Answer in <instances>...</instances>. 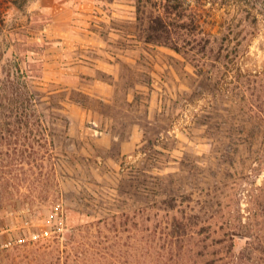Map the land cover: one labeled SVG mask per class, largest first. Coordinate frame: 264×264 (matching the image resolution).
Returning a JSON list of instances; mask_svg holds the SVG:
<instances>
[{
    "label": "rangeland",
    "instance_id": "374dc122",
    "mask_svg": "<svg viewBox=\"0 0 264 264\" xmlns=\"http://www.w3.org/2000/svg\"><path fill=\"white\" fill-rule=\"evenodd\" d=\"M161 17L179 51L143 40ZM8 80L53 144L0 132V264H264V0H0ZM137 175L147 197L120 186Z\"/></svg>",
    "mask_w": 264,
    "mask_h": 264
},
{
    "label": "trees",
    "instance_id": "16d2710c",
    "mask_svg": "<svg viewBox=\"0 0 264 264\" xmlns=\"http://www.w3.org/2000/svg\"><path fill=\"white\" fill-rule=\"evenodd\" d=\"M179 1V0H176ZM179 5L181 3L178 2ZM177 5V6H179ZM159 22L163 23L161 26V30L163 34L158 36H148L143 37L145 42H152L157 44H163L170 46L176 50H180L179 42L170 35V27L171 23L166 20V18H159ZM185 27V26H182ZM186 28V27H185ZM228 56V55H226ZM225 57L222 55V50L216 54L214 59L218 62H222ZM217 65L213 66L214 69H208L205 71L204 68H197V71L200 73H207V77L214 78L217 77L221 71L220 68L215 70ZM227 72V73H226ZM229 71H225L221 76V78L225 75V79L230 75ZM21 74V72L19 71ZM219 82V81H218ZM220 83V82H219ZM246 83H244L241 87L243 93L246 96L247 92ZM215 89H221V85H213ZM218 86V87H217ZM241 86V85H240ZM213 88V87H211ZM212 90V89H211ZM37 98L34 97L32 91L29 89L28 84L24 81L15 82L13 80H8L5 85H0V132H4L6 134V141L10 145H25L27 147H35V143H39L43 148H46L50 141L53 144L52 137L49 139V135L51 134L50 128L44 121L42 114L40 113L37 103ZM241 104L248 106V110L252 112H257L254 107H252V103L250 102L248 97H241ZM218 105V104H216ZM258 108H261V105H256ZM215 113H210L208 116L213 118L212 121H208L207 123L210 125L211 129H216L219 132L223 131L224 134L223 143L224 144H233L236 141L234 138L233 130L236 129L237 124L231 121L228 116L222 111L221 107H216ZM263 110V109H262ZM264 111V110H263ZM262 111V113H263ZM221 117H219V116ZM260 117V121L264 123V116L260 113L256 114ZM208 117V118H209ZM203 123V122H202ZM247 123L239 124L241 126H246ZM213 132V131H211ZM253 133H249L252 135ZM52 136V134H51ZM248 139V138H247ZM46 152V151H45ZM40 154V150L38 151ZM227 154V153H225ZM47 154L42 152L40 159H44ZM150 183L148 178L145 176L137 175L133 177H129L127 179H123L120 186L124 192L132 191L135 192L139 196H148V187L147 184ZM185 211L181 217L176 216L174 220H177V223L174 222V227L177 229V236L182 234V228L187 227L185 233H187L188 228L191 227L188 221H192L194 219L193 214L188 213V216L185 215ZM186 221V222H185ZM194 221V220H193ZM185 223V224H183ZM180 233V234H179ZM230 231L225 233V236L230 237Z\"/></svg>",
    "mask_w": 264,
    "mask_h": 264
}]
</instances>
